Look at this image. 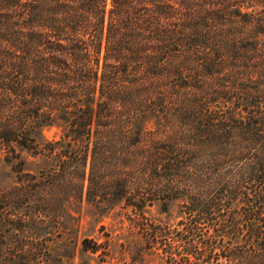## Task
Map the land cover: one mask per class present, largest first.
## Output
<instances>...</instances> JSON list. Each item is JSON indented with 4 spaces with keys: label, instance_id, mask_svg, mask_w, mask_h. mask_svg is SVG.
Listing matches in <instances>:
<instances>
[{
    "label": "trees",
    "instance_id": "obj_1",
    "mask_svg": "<svg viewBox=\"0 0 264 264\" xmlns=\"http://www.w3.org/2000/svg\"><path fill=\"white\" fill-rule=\"evenodd\" d=\"M0 149V264L102 261L120 203L122 264H264V0H0Z\"/></svg>",
    "mask_w": 264,
    "mask_h": 264
},
{
    "label": "rangeland",
    "instance_id": "obj_2",
    "mask_svg": "<svg viewBox=\"0 0 264 264\" xmlns=\"http://www.w3.org/2000/svg\"><path fill=\"white\" fill-rule=\"evenodd\" d=\"M62 127L57 124L46 125L43 128V134L46 138H58L62 134ZM7 151L0 149V190L12 185L22 174L12 169V162L7 158ZM23 157V172L29 170L30 172H37L40 165L43 163L42 158L33 157L25 151L21 152ZM180 198L175 199H160L156 198L146 205V215L156 219L166 221L172 225H176L178 220L182 217ZM122 203L115 205L101 219L96 220L84 214L81 218L80 233H89L90 236L96 237L99 241L109 238L108 253L104 255L102 261L99 256H95L91 260V264H122L123 261L130 257L131 251L128 243H132L138 237L137 228L132 224L133 212L124 206ZM85 212V211H84ZM100 224L104 228H99ZM108 233L105 235L104 233ZM78 258H75V262ZM160 258L152 259V264H160Z\"/></svg>",
    "mask_w": 264,
    "mask_h": 264
}]
</instances>
